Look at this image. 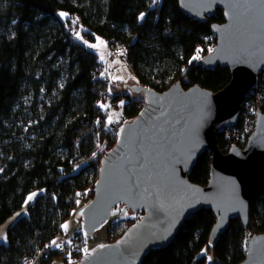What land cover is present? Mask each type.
<instances>
[{
    "label": "trees",
    "instance_id": "1",
    "mask_svg": "<svg viewBox=\"0 0 264 264\" xmlns=\"http://www.w3.org/2000/svg\"><path fill=\"white\" fill-rule=\"evenodd\" d=\"M223 22L219 9L207 22L194 20L177 0H0V226L30 193L44 190L0 244V264L36 258L50 264L59 256L52 242L62 225L94 197L104 156L92 157L104 144L113 149L124 126L110 122L102 106L112 87L100 74L102 60L76 33L124 49L136 81L146 88L162 93L180 82L185 90L198 85L217 93L230 84V71L207 69L202 59L217 44L211 25ZM123 97L121 116L128 123L140 115L146 98ZM247 120L244 114L230 132L218 135L223 153L234 143L229 133L245 146ZM211 163V152L203 153L189 180L206 186ZM133 219L130 225L138 222ZM111 220L108 236L114 242L125 230ZM216 222L208 210L190 217L168 247L152 251L142 264H208V252L213 264H240L248 236L264 233V197L251 203L248 228L235 218L211 246ZM74 246L72 255L61 254L63 264L85 256Z\"/></svg>",
    "mask_w": 264,
    "mask_h": 264
},
{
    "label": "water",
    "instance_id": "2",
    "mask_svg": "<svg viewBox=\"0 0 264 264\" xmlns=\"http://www.w3.org/2000/svg\"><path fill=\"white\" fill-rule=\"evenodd\" d=\"M177 1L199 22L222 10L224 22L211 25L217 44L202 65L228 69L231 82L217 93L198 85L185 90L180 82L162 93L139 83L124 85L145 95L146 104L101 159L94 197L82 210V231L93 237L119 205L142 217L116 242L94 248L76 264H142L203 210L217 218L209 241L214 246L231 220L239 218L248 228L251 203L264 197V113L258 109L244 148L232 145L225 154L218 144V135L239 123L243 103L264 72V0ZM207 151L210 180L200 186L189 175ZM240 264H264V233L249 239Z\"/></svg>",
    "mask_w": 264,
    "mask_h": 264
},
{
    "label": "rangeland",
    "instance_id": "3",
    "mask_svg": "<svg viewBox=\"0 0 264 264\" xmlns=\"http://www.w3.org/2000/svg\"><path fill=\"white\" fill-rule=\"evenodd\" d=\"M80 34V38L77 37V39L82 42L84 45H86L90 50L96 52L100 59L103 62V65L101 67V72L100 74L103 77L108 78L109 84L112 86L110 87V90L108 93H106L103 97L102 100V106L107 112V115L112 121V123H116L117 126H123L127 121L121 116V109H122V104L124 102V97L125 95H130L132 98H145V95H136L129 91L128 89H125L124 85H134L137 84L138 82L136 81L130 65L127 63L123 55L125 54L124 49H117L113 54H109L108 52V44L106 41H104L101 38H98L94 42H90L86 39H84L81 36L80 32H77ZM76 33V34H77ZM77 36V35H76ZM87 42V43H85ZM88 45H96V47H89ZM201 56V55H199ZM146 100V99H145ZM146 104V103H145ZM144 104V107H145ZM143 107V108H144ZM228 134V133H227ZM228 137L231 138L232 141H236L240 144L239 147L243 145V141H238L237 135L229 133ZM107 146V144H104L102 147ZM101 147V148H102ZM242 148V147H241ZM109 152V151H107ZM106 153L100 154V156H105ZM99 156V157H100ZM99 159V158H98ZM32 193H36L35 197L31 201H27V203H24L21 209L16 211L4 224L0 226V244L7 243L8 242V234L9 230L11 227L23 216H27L29 213V208L30 206L36 201V199L39 197V195L44 193V190H35ZM30 193L29 195H31ZM28 195V196H29ZM28 198V197H27ZM25 201V202H26ZM84 205V203H83ZM87 205V204H86ZM85 205V206H86ZM85 206H82V210ZM82 210L79 211L76 210L73 212L72 216L64 223L68 225V228L65 230L63 228L62 233L56 237L54 241H56V244L64 247V251H58L59 256L54 259L50 264H63V256L61 254L65 255H72L73 253L71 252L72 250L69 247V244H76L79 248L78 250H82L87 253H91L94 248L98 246H102L105 244L109 243H114L110 241L113 238V234L108 236L109 234V227L111 226V222L106 224L102 229H100L93 237L90 239H86L83 237V234H81L82 231ZM19 213V215H17ZM134 217H136L137 221L139 222L142 213H134L130 209H128L124 205H119L117 206L114 211H113V222L120 227V231L122 230H127L131 226L132 223H134ZM131 220V221H130ZM112 221V220H110ZM137 222V223H138ZM63 224V225H64ZM136 224V223H135ZM115 225V226H116ZM116 226V227H117ZM124 231V232H125ZM122 233V235L124 234ZM251 238V236H248V241ZM115 237L113 238V240ZM247 241V243H248ZM56 244L52 243V246L54 248H57ZM58 247V248H59ZM77 259L79 256H76ZM211 257V259H209ZM207 258H208V264H213V255L211 253H207ZM76 259V260H77ZM74 260V261H76ZM73 261V260H71ZM79 262V260H77ZM29 264H42L41 263V258H36L34 261L30 262Z\"/></svg>",
    "mask_w": 264,
    "mask_h": 264
},
{
    "label": "built area",
    "instance_id": "4",
    "mask_svg": "<svg viewBox=\"0 0 264 264\" xmlns=\"http://www.w3.org/2000/svg\"><path fill=\"white\" fill-rule=\"evenodd\" d=\"M117 49H118V47H116L115 45H109L108 44L109 54H113ZM258 109H260V111H262V112L264 109V72L259 77L258 85L248 93V95H247V97L243 103L242 116L244 114H246L247 119H248L247 120L248 126L245 130V134L249 135V137L252 134V132L254 131V128L256 125V118H257ZM233 127L227 128L225 131L230 132ZM238 141H243V138H241V140L239 138ZM237 144H238V142L234 141L233 145H237ZM244 147L245 146H243L242 148H244ZM103 153H107V146L100 148L98 150V152L92 157V160L97 161L100 154H103ZM69 247L71 250H73L75 246L71 243V244H69ZM58 250L60 252L64 251V247L60 246L58 248Z\"/></svg>",
    "mask_w": 264,
    "mask_h": 264
},
{
    "label": "snow or ice",
    "instance_id": "5",
    "mask_svg": "<svg viewBox=\"0 0 264 264\" xmlns=\"http://www.w3.org/2000/svg\"><path fill=\"white\" fill-rule=\"evenodd\" d=\"M156 2H157V0H153V3H156ZM59 15H60V17H66L67 14L61 12V13H59ZM143 16H144V14L141 13L139 19H143ZM72 22H73V23H76L75 20H73ZM77 37L80 38V34H79V33H77ZM85 43H87V42H85ZM88 46H89V47H96V45H88ZM194 59H199V56L194 57ZM110 122H111V121H110ZM35 195H36V193H32L31 195H29L28 198H27V201H31V200L35 197ZM27 201H26L25 203H27ZM17 215H19V213H18ZM62 227L66 230V229L68 228L67 223L64 224V225H62ZM52 243H53V244H56V241H53ZM56 246L59 247L58 244H56ZM209 259H211V257H209Z\"/></svg>",
    "mask_w": 264,
    "mask_h": 264
}]
</instances>
